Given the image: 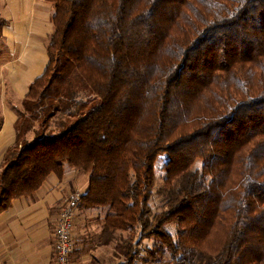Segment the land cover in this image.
Returning <instances> with one entry per match:
<instances>
[{
	"label": "trees",
	"instance_id": "16d2710c",
	"mask_svg": "<svg viewBox=\"0 0 264 264\" xmlns=\"http://www.w3.org/2000/svg\"><path fill=\"white\" fill-rule=\"evenodd\" d=\"M48 1L0 214L70 167L122 264H264V0Z\"/></svg>",
	"mask_w": 264,
	"mask_h": 264
},
{
	"label": "crops",
	"instance_id": "0c3cea01",
	"mask_svg": "<svg viewBox=\"0 0 264 264\" xmlns=\"http://www.w3.org/2000/svg\"><path fill=\"white\" fill-rule=\"evenodd\" d=\"M53 4L48 0H0V171L8 148L17 139L16 121L30 85L49 64L47 47L53 32ZM89 175L67 167L52 173L31 195L14 199L0 214V264H53L54 233L61 208L73 190L84 191ZM95 210L79 208L71 264H103L88 253L100 245L82 236L79 218ZM89 245L90 247L86 246ZM98 251V249H96Z\"/></svg>",
	"mask_w": 264,
	"mask_h": 264
},
{
	"label": "rangeland",
	"instance_id": "374dc122",
	"mask_svg": "<svg viewBox=\"0 0 264 264\" xmlns=\"http://www.w3.org/2000/svg\"><path fill=\"white\" fill-rule=\"evenodd\" d=\"M27 136L29 137V139H32L34 135L33 133H29ZM200 164L201 162L198 163V165ZM156 171H157V178H156L157 180H156V185H155V191L156 189H162V187H164L163 179L166 176L165 171H164V159L163 160L161 159L157 162ZM160 195H162V190L160 191ZM160 200H161V197L156 195V199L152 200V202H157L158 208H159L161 205ZM93 212H94L93 214L86 213V217L79 218L78 221L81 220L80 224L82 225V228H81L82 236H86L87 238L90 236L89 238L92 237L93 238L92 241L94 240L93 243H97L98 241L102 240L101 236H98V237L96 236L102 232L106 210L105 208L104 209L101 208V209H98V211L95 210ZM76 223L77 221L75 219V225ZM121 235L124 236V238L128 237L126 232H123V233L119 231L115 232V238L116 237L123 238L121 237ZM154 241H155L154 239L144 240L141 243V247L145 249L146 247L152 246ZM106 244H110V246L106 247V249L104 248V246H101L102 249H100L101 243H99V246L97 248H95L93 245V248H94L93 251L89 249L88 253H93L94 255H98V256L100 255L99 258L103 259V264H122L125 261V258L122 254H120L116 250L115 248L116 240L111 241L109 243H103L102 245H106ZM74 245H75V241H74ZM87 247H90V246L87 245L86 248ZM96 249H98V251ZM144 253L145 251L142 252V255H144Z\"/></svg>",
	"mask_w": 264,
	"mask_h": 264
},
{
	"label": "built area",
	"instance_id": "2783aa9c",
	"mask_svg": "<svg viewBox=\"0 0 264 264\" xmlns=\"http://www.w3.org/2000/svg\"><path fill=\"white\" fill-rule=\"evenodd\" d=\"M82 193L83 191L80 189L73 190L61 208L54 233L53 264H71V254L74 250L75 219L79 211Z\"/></svg>",
	"mask_w": 264,
	"mask_h": 264
}]
</instances>
